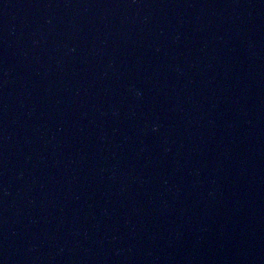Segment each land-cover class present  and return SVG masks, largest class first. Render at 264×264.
<instances>
[{
  "label": "water",
  "instance_id": "obj_1",
  "mask_svg": "<svg viewBox=\"0 0 264 264\" xmlns=\"http://www.w3.org/2000/svg\"><path fill=\"white\" fill-rule=\"evenodd\" d=\"M0 264H264V0H0Z\"/></svg>",
  "mask_w": 264,
  "mask_h": 264
}]
</instances>
